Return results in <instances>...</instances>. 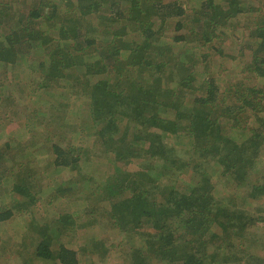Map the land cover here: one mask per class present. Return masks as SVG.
Wrapping results in <instances>:
<instances>
[{
  "label": "trees",
  "instance_id": "16d2710c",
  "mask_svg": "<svg viewBox=\"0 0 264 264\" xmlns=\"http://www.w3.org/2000/svg\"><path fill=\"white\" fill-rule=\"evenodd\" d=\"M261 9L253 0H0V80L13 76L22 101L45 95L58 113L72 105L49 93L55 83L64 86V98L83 90L72 107L81 116L74 119L80 143L92 138L108 162L89 197L106 199L95 207L108 206L136 264L264 263L251 250H264V226L262 237L249 232L264 217L240 206L264 198ZM37 108L45 106L30 111L38 115ZM26 111L11 107L2 121L15 123ZM22 118L25 133L31 119ZM14 142L21 144L11 139L0 151L15 150ZM49 155L43 175L79 170L73 149L51 145ZM15 170H6L10 178ZM217 171L230 184L227 195L215 189ZM22 174L23 184L6 186L18 212L27 211L23 199L34 204L37 194L33 173ZM58 206L56 220L33 223L41 237L36 260L95 264L100 256L93 249H105V240L69 247L63 237L80 211ZM13 209L0 211V224L14 217Z\"/></svg>",
  "mask_w": 264,
  "mask_h": 264
},
{
  "label": "rangeland",
  "instance_id": "374dc122",
  "mask_svg": "<svg viewBox=\"0 0 264 264\" xmlns=\"http://www.w3.org/2000/svg\"><path fill=\"white\" fill-rule=\"evenodd\" d=\"M253 1L254 4H258L262 8L259 15L262 14L264 16V0ZM60 20L67 25L72 24L70 18L64 17V19ZM171 33L172 32H170L169 35H172ZM174 49L176 50V47H174ZM168 74L169 72H166L165 76H168ZM176 75L179 77L180 73L177 72ZM228 79L236 81V79L231 78V76H229ZM79 82L81 83V81ZM79 82L77 83L79 84ZM245 83L249 85L252 84V81H245ZM55 85L57 91L56 89H49V93L54 91V95H60L59 100L61 103H68L72 105V107H75L78 99L81 98L80 95H82L81 92L77 93V91L83 90L75 89L77 91H75L74 94L69 92V95H72V97L64 98L61 95V93L65 91L62 88L64 86H61L58 82L55 83ZM6 92V88H0V93L5 95ZM17 92L18 93L15 92V89L8 91L7 97L10 96L12 98V104L2 100L0 101V116L1 112L2 114L6 113L11 107L19 109L23 105H26L27 108L24 114L20 112V117L14 119L15 123L6 122V124H4L2 116L0 118V149L3 147V143L11 139L21 141L20 145H15V142L13 143L15 150L11 152L7 153V151H0V182L1 184L3 183L2 185L0 184V206L5 205L3 208H0V211L7 208L13 209L14 206H16V202H13L11 196H9L8 187L6 186L11 184V182L23 184L22 182L26 181V176L22 173L27 170L34 175V184H32V187L33 193L37 194H35L36 202L34 204L29 205L28 202L23 199V203L27 205V211L18 212L13 209L15 213L14 217L7 221L6 224H0V264H27L28 262L43 264L42 261L36 260L37 245L41 237L34 229L37 225L33 223L44 220L45 223L49 224L56 220V207H59L58 205H60V203H64V205L67 206H64V209L80 211L78 212L80 213L78 215L80 217L78 224L72 228V232L69 236L66 235L67 237H63L66 243H70L68 245L69 247L78 249V246L84 245L91 237L93 239L102 237L101 240H105L107 247L105 249L101 247L93 249V251L97 252L100 256V258H95V264H136L130 244H120L125 235L119 233V230L115 227L108 214H106L107 212L109 213L108 206L107 210L106 207H95L98 206L95 202L97 199L100 205H106V199L101 200L99 197L92 199L89 197V191L93 190L91 187L101 185V182L97 179L100 174L102 172L104 173L105 169H107V153L104 147L92 141V138H87L85 144L80 143L83 132H81V129L74 122V119L81 118V116L72 111V107L66 108V112L58 113L51 109V100L45 95H40L35 98L32 97L29 102H26L25 100L22 101L20 97L22 91L18 89ZM82 102L86 103L88 99L86 98L85 101ZM35 105H37V107L45 106V108H37L41 113L34 115V112L30 111V109ZM23 116L27 119H31V126L28 128L31 130L29 131L27 129L25 133L22 131L23 123L26 122L25 119L22 118ZM37 116L40 118L37 119ZM31 131L34 132L36 135L35 137L32 135ZM51 145H58L66 151L67 149H73L75 155L81 158V162L78 164L79 170L73 171L71 169H66L64 172L58 174V169L50 168L48 174L46 173V175H43L42 169H44L46 163L48 164L49 159H51V154L49 155ZM29 150L33 152L28 153ZM5 159H7V161H4ZM144 163L146 162L143 161L141 166L144 167ZM262 166H264V149L260 156L259 164L260 168ZM10 168L19 170V172L15 170L18 174L13 175L11 178L9 176L11 174L6 171ZM194 175V172L190 171L183 177L190 180ZM87 177L95 179L87 181ZM213 180L215 181V189L218 191L219 195H227L229 193L230 184L224 181L219 171L215 173ZM2 189L4 190L2 191ZM61 189L66 191L63 192ZM240 206L243 207V211H248L250 214L257 215L256 217H264V198L256 204L243 203ZM260 209L262 212L259 213L258 210ZM85 215H88V217ZM263 226L264 224L260 223V225L251 227L249 232L252 235L255 234L258 235V237H262L263 231L259 229V227ZM136 237V240H138V236ZM143 244L144 241L142 240L141 245ZM251 250L256 252L261 257V260L264 261V250L261 249V246L251 245ZM148 262L150 263L151 261L148 260ZM259 264L264 263L260 262Z\"/></svg>",
  "mask_w": 264,
  "mask_h": 264
},
{
  "label": "crops",
  "instance_id": "0c3cea01",
  "mask_svg": "<svg viewBox=\"0 0 264 264\" xmlns=\"http://www.w3.org/2000/svg\"><path fill=\"white\" fill-rule=\"evenodd\" d=\"M11 78H14L13 76H9V77H5L4 79H1V81H4V83H0L4 88L7 89V92L6 94L4 95V97H2V101L6 102V103H11L12 104V98L9 96L7 97V94H8V91H11V90H14L15 88H19V86L17 84H14L13 81ZM13 83V84H11ZM6 97V98H5ZM30 101V99H29ZM29 101H26V102H29Z\"/></svg>",
  "mask_w": 264,
  "mask_h": 264
}]
</instances>
